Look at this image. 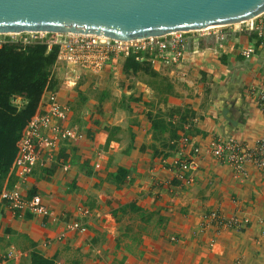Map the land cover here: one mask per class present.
<instances>
[{"label": "crops", "instance_id": "crops-1", "mask_svg": "<svg viewBox=\"0 0 264 264\" xmlns=\"http://www.w3.org/2000/svg\"><path fill=\"white\" fill-rule=\"evenodd\" d=\"M190 50L179 69L150 66L175 81L162 100L123 59L69 87L52 64L49 90L69 109L65 125L82 136L60 142L23 187L52 214L17 213L0 200V264H32L34 253L54 264H264V169L247 163L236 170L208 154L199 155L188 184L170 169L183 135L204 150L214 136L245 141L264 132V113L245 95L246 83L264 79V49L209 90L197 81L200 70L211 71L206 62L192 65L200 50ZM211 212L239 226H217ZM74 221L84 230L67 228Z\"/></svg>", "mask_w": 264, "mask_h": 264}, {"label": "built area", "instance_id": "built-area-1", "mask_svg": "<svg viewBox=\"0 0 264 264\" xmlns=\"http://www.w3.org/2000/svg\"><path fill=\"white\" fill-rule=\"evenodd\" d=\"M207 29L209 28L202 31ZM255 30L257 36H261L263 26H257ZM187 33L189 32L175 31L161 36L122 41L95 34L21 32L7 34L22 36L18 39L11 37L0 39V46L6 42L22 45L41 42L47 45V49L53 45L57 46L53 70L61 71V82L69 87L74 85L83 73L98 74L108 64L115 66L118 60H125L131 54L135 55V59L145 60L151 66L160 64L179 69L183 61L188 60V54L192 52L191 46L194 49L204 36L202 34L188 37ZM46 34H51L52 38L46 37ZM215 37L220 38L221 41L225 39L222 32L215 34ZM259 47L264 48L261 39H257L255 43L245 44L238 53L241 57L249 58ZM221 48L220 45L219 49ZM197 50L195 48L193 51ZM182 74L184 75L185 71ZM53 76L51 71L49 79ZM245 86L246 97L252 98L264 113V79L250 81ZM43 93L45 97L39 100L35 112L27 119L16 141V153L8 173L12 184L3 186L0 191V200L6 201L8 207L17 213L28 209L32 213L52 214L40 195H28L23 187L36 166L46 164L53 159L60 142L76 140L82 136L80 132L65 125L69 109L59 100L57 92L46 87ZM15 97L19 96H14L12 100ZM178 141L183 149L179 151V157L174 160L170 169L175 179L184 184L193 180L190 173L196 166L200 154H208L218 161L228 163L236 170L242 169L247 163L264 169V132L252 140L245 141L234 136H214L203 148L204 150L193 145L187 135L181 136ZM68 167L67 163L63 164L64 170ZM81 210L82 216L88 215L86 208ZM210 218L217 226L228 229H236L240 223L235 217L224 218L218 212H211ZM258 223L261 226L260 235L264 239V218L259 219ZM67 228L84 230L85 225L74 221L69 223ZM235 264L242 263L237 261Z\"/></svg>", "mask_w": 264, "mask_h": 264}, {"label": "water", "instance_id": "water-1", "mask_svg": "<svg viewBox=\"0 0 264 264\" xmlns=\"http://www.w3.org/2000/svg\"><path fill=\"white\" fill-rule=\"evenodd\" d=\"M264 14V0H0V34L82 33L130 41Z\"/></svg>", "mask_w": 264, "mask_h": 264}, {"label": "trees", "instance_id": "trees-1", "mask_svg": "<svg viewBox=\"0 0 264 264\" xmlns=\"http://www.w3.org/2000/svg\"><path fill=\"white\" fill-rule=\"evenodd\" d=\"M202 41L200 39L199 45ZM234 50L232 48L230 52ZM56 51L57 46L53 45L48 50L47 45L41 42L25 45L6 42L0 46V191L7 178V186L12 184L8 173L16 153V141L27 119L35 112L45 88H49L52 83L49 70L54 63ZM226 56L224 53L220 57L224 59ZM150 66L147 61H139L132 54L124 61V68L133 72L142 70L148 73ZM14 96L23 100L20 108L13 105ZM32 264L54 262L34 253Z\"/></svg>", "mask_w": 264, "mask_h": 264}, {"label": "rangeland", "instance_id": "rangeland-1", "mask_svg": "<svg viewBox=\"0 0 264 264\" xmlns=\"http://www.w3.org/2000/svg\"><path fill=\"white\" fill-rule=\"evenodd\" d=\"M260 25L263 26V30H262L261 36H257V31L255 30V28ZM208 28L209 29L204 30V31H202L203 29H201V31L199 30L191 31L187 33V36L196 37L198 35L204 34L203 36L204 38L202 37L203 39L202 44L196 45L195 47L196 49L200 50V53H198L197 54L198 57L196 56L194 60H192L191 62H192V65H195V62H197V65H195V67H197L200 63H202V66H203V62H206L207 64L206 68L209 71H211V73L214 72V74L217 75V79H213L212 78L213 74L211 73L208 74L207 72L205 73V72H202L203 70H200V73L202 74L203 78L197 81V84L203 83L205 86L208 87V90H209L210 84H214V82L218 80V78L223 79L225 75H230L229 77H232L231 72L233 70V67H235L234 70L236 71L238 69L237 67H239V64H240L239 62L242 63L243 59L248 60L254 56L255 52L253 55L250 56L251 58L242 57V58H239L240 61L239 60L237 61V58H235V55L240 56L238 51L240 50L241 47L245 46L244 41L246 39V36H249L253 40L261 39L264 42V14L252 20L245 21L239 24L220 25V26H212V27L208 26ZM245 29H247L246 32H245ZM220 32L224 33V37H225V39L222 41L220 40V38L215 37V34H218ZM208 33H210V35ZM21 36H22L21 34H14V35L0 34V39L5 40L9 37L18 39ZM50 36L52 38L51 34H46V37L49 38ZM220 45L222 47L221 50H223V53H220L221 52V50L219 49ZM192 47L193 46H191V48ZM232 48L235 49L233 51L235 55L233 53L230 54L231 50L229 49H232ZM210 53L213 54V58L211 59L208 57V55H211ZM224 53H226L227 56L224 59H222L220 55ZM198 60H201V61H198ZM191 62L189 63V67H191ZM258 62L260 63V57H259ZM263 63L264 62H262V64ZM206 64L204 66H206ZM154 68L155 67L153 68L149 67L150 72L148 73L142 70H137L136 71L137 73L135 74L137 75V77L138 76L140 77L139 78L140 80L138 79L139 81L144 82L147 86L154 89V91L156 92L155 93L156 99L162 100L165 95L164 93L167 92L168 90L169 85L173 86V83H171V80L173 81V79L170 80L166 75L163 74V71L155 72L156 74L152 75L151 72L154 71L153 70ZM51 69L52 68L50 67V70H49L50 72H51ZM204 71H207V70H204ZM19 98L20 97H15L12 100L13 105L16 106L17 108H20L23 105V101ZM4 254H5V258L9 259L8 251H5ZM5 261L7 262V260ZM8 264H12V263L10 262Z\"/></svg>", "mask_w": 264, "mask_h": 264}, {"label": "bare ground", "instance_id": "bare-ground-1", "mask_svg": "<svg viewBox=\"0 0 264 264\" xmlns=\"http://www.w3.org/2000/svg\"><path fill=\"white\" fill-rule=\"evenodd\" d=\"M245 22V21H244ZM212 26H220V25H211V26H209V27H212Z\"/></svg>", "mask_w": 264, "mask_h": 264}]
</instances>
